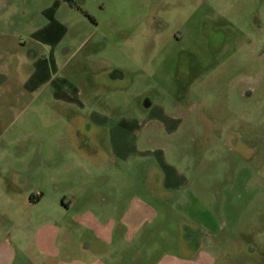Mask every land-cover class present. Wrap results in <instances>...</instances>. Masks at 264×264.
I'll list each match as a JSON object with an SVG mask.
<instances>
[{
    "label": "rangeland",
    "instance_id": "374dc122",
    "mask_svg": "<svg viewBox=\"0 0 264 264\" xmlns=\"http://www.w3.org/2000/svg\"><path fill=\"white\" fill-rule=\"evenodd\" d=\"M51 1L22 0L16 23L6 13L7 32L20 37L8 38L0 85V264L77 258L83 233L112 226L124 234L123 255L133 250L134 229L141 240L148 231L151 262L140 264H155L174 252L157 233H175L180 214L153 198L175 195L197 201L198 220L215 219L200 252L207 264H264V0H71L55 9L64 27L58 41H30ZM29 50L38 59L55 55L47 81L33 90L23 86L29 67L15 70V56ZM60 79L97 99L106 117L97 143L86 136L93 108L52 99ZM162 113L178 119L171 130ZM121 119L134 123L115 135ZM126 140L131 149L114 153L112 142ZM161 163L185 178L177 193L162 190ZM138 200L151 209L140 210ZM130 207L144 224L109 219ZM158 211L164 218L155 219Z\"/></svg>",
    "mask_w": 264,
    "mask_h": 264
},
{
    "label": "crops",
    "instance_id": "0c3cea01",
    "mask_svg": "<svg viewBox=\"0 0 264 264\" xmlns=\"http://www.w3.org/2000/svg\"><path fill=\"white\" fill-rule=\"evenodd\" d=\"M22 4V0H0V85L4 84L8 78L6 71H8L7 68L9 66L5 58L6 54L8 53L6 47L8 38L12 39L11 37L15 36L16 39H18L17 37H20V32H7L10 24L8 25L7 23L8 21L6 19V13L9 12L11 16H14V21L16 23L17 20L15 14L22 7ZM60 4L65 5L67 3L64 0L61 2L58 0H52L50 3L48 2L46 6L41 10L40 13L46 18L47 21L42 27L32 28L30 30L28 35L30 41H33V37H37L38 41H40L42 45H53L56 41H58V38L60 37V31L64 28L63 23L55 18V9L58 8ZM38 44L39 43L37 42L36 45ZM37 55L38 54L36 52L34 53L33 50H29L27 57H23L21 54L15 56L17 57L18 61V65L15 66V70L17 72L22 71L24 64L29 67L28 75L25 78V84L23 85L26 90L36 89L40 84L45 83L47 81L48 75L50 74V70L55 68L54 50L49 51V56L47 59L44 58V56L38 59ZM32 58H34L35 60H32ZM63 63L66 64L65 62ZM51 84V97L56 102L67 104H81L82 102L91 101V97L89 95L84 92L82 93L80 90L78 91L64 79L53 81ZM158 117H160L162 121L161 124L164 126V128L169 130L174 127L173 123L178 121V119H167V117L163 113ZM103 119L106 120V117H103L102 114L95 111L88 116L89 127L86 136L91 143H97L96 138L100 135L101 129L105 125ZM131 123H134L133 119L131 121L127 119H121L115 127L111 128L113 130L116 129L113 134L119 133V127H127L128 129ZM94 145L97 146V144ZM130 146V143L126 140V142H122V144L118 142H112L111 148L113 152L118 155L126 153L128 149H131ZM158 159L160 160L161 156H159ZM161 164L160 165L164 168L163 184L161 185V187L163 188L162 190L168 193H177L179 189L185 186V178L171 166L165 163ZM250 180L251 175H248L244 176L243 180L240 181V194L238 196L239 199H242L243 194L246 193V186ZM151 193L152 192L150 190V194ZM153 199H155L156 201L158 200V202L160 204H163L164 206L174 204L175 208L178 211V214H180V217L177 218L178 228L175 233H172L170 230L162 232L160 231L159 233H157L158 235L161 234L162 240H160L166 245L170 246L171 251L174 252L164 251V253L158 258V261H156L155 264H207V259L202 258L200 256V252L204 248L208 249V241L213 238V235L210 234L209 229H212L213 226H215L214 217L209 214H203V217L205 219L198 220V218L196 217L198 211L195 212V209L197 208V201L193 200V198L191 197H187L184 202L178 200V196L176 195L174 197L160 196ZM138 202L142 205L140 206V210H144L146 208L151 209L150 205H148L146 201L138 200ZM193 205L196 206V208H194ZM159 212L161 211H158V213L156 214L153 213V215H156L155 219L157 217L164 218V216H162ZM83 215H89V213L85 212V214ZM138 215H140L139 210L130 207L125 213L123 212L122 215L111 217L109 219H120L127 223L132 221L130 225H132L134 221L139 220V223L144 224L146 218L142 214L141 216ZM226 227L227 224L222 223V225L216 226L217 230L215 232L220 230L223 231ZM97 230L98 229H89V231L91 232L87 231L80 236L78 246L79 256L77 258H66L64 262L57 261L56 264H128L125 263V261H128L130 264H140V262L142 263V261L145 260L149 261V263L151 262V258L149 256L151 249L148 246V242L150 241L146 243L145 241L147 239L143 237L148 236L146 234L148 233V231L146 233H144L143 231L141 240L139 230L135 232L134 229L131 234L130 240L133 244V250L127 251L125 253L126 255H123L124 234H121L119 231H114L113 226L109 231ZM167 232H170V234L166 236L165 234ZM128 237L129 233L127 232V234L125 235L126 240H128ZM135 242H137V245H134ZM139 242L142 243L139 245ZM2 246L3 245H1L0 243V249ZM136 252H138V254H136ZM59 254L60 253L58 252V250L53 253H49L48 256L50 257V263L54 262L55 259L59 257ZM0 259L1 263V261L4 260V256L1 255Z\"/></svg>",
    "mask_w": 264,
    "mask_h": 264
},
{
    "label": "flooded vegetation",
    "instance_id": "af4514ba",
    "mask_svg": "<svg viewBox=\"0 0 264 264\" xmlns=\"http://www.w3.org/2000/svg\"><path fill=\"white\" fill-rule=\"evenodd\" d=\"M66 3H68V4H70L71 3V0H64ZM118 78L119 79H121V78H123V75L122 74H117V75H112V74H110L109 75V79H111V81H117L118 80ZM77 89V88H76ZM78 91L80 90L82 93L84 92L85 93V91L83 90V89H77ZM96 100L97 99H95V97H93L92 98V100L91 101H88V102H82L81 104H69V105H79V107H81L82 109H84V108H87V106H89L90 108H93L92 110H90L89 111V114H88V116L90 115V114H92V112H96ZM147 104L145 103V107H148L149 106V104L146 106ZM148 113V112H147ZM147 117H148V115H147ZM88 118V117H87Z\"/></svg>",
    "mask_w": 264,
    "mask_h": 264
}]
</instances>
